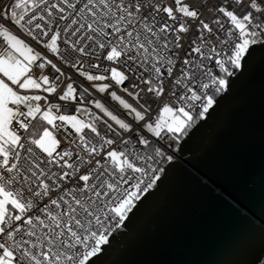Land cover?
Masks as SVG:
<instances>
[{"label":"snow or ice","instance_id":"obj_1","mask_svg":"<svg viewBox=\"0 0 264 264\" xmlns=\"http://www.w3.org/2000/svg\"><path fill=\"white\" fill-rule=\"evenodd\" d=\"M221 121L264 174V0H0V264H115Z\"/></svg>","mask_w":264,"mask_h":264},{"label":"water","instance_id":"obj_2","mask_svg":"<svg viewBox=\"0 0 264 264\" xmlns=\"http://www.w3.org/2000/svg\"><path fill=\"white\" fill-rule=\"evenodd\" d=\"M201 134L179 147L161 194L136 217L131 233L111 258L115 264H260L264 233V174L258 138L237 156L233 132ZM199 169V171H197ZM234 199V200H233ZM253 208V215L246 207ZM122 231H124L122 229Z\"/></svg>","mask_w":264,"mask_h":264},{"label":"built area","instance_id":"obj_3","mask_svg":"<svg viewBox=\"0 0 264 264\" xmlns=\"http://www.w3.org/2000/svg\"><path fill=\"white\" fill-rule=\"evenodd\" d=\"M176 148V151L173 153V161H176V160H179L180 156H179V153H178V150H179V147L180 146H174ZM166 164H164L163 166L165 167Z\"/></svg>","mask_w":264,"mask_h":264}]
</instances>
